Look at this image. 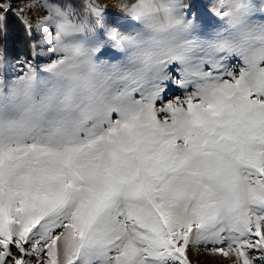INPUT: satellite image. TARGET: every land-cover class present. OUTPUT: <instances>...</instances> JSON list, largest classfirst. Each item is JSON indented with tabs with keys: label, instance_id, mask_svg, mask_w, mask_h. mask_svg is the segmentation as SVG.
<instances>
[{
	"label": "snow or ice",
	"instance_id": "6c2138e0",
	"mask_svg": "<svg viewBox=\"0 0 264 264\" xmlns=\"http://www.w3.org/2000/svg\"><path fill=\"white\" fill-rule=\"evenodd\" d=\"M264 264V0H0V264Z\"/></svg>",
	"mask_w": 264,
	"mask_h": 264
},
{
	"label": "rangeland",
	"instance_id": "374dc122",
	"mask_svg": "<svg viewBox=\"0 0 264 264\" xmlns=\"http://www.w3.org/2000/svg\"><path fill=\"white\" fill-rule=\"evenodd\" d=\"M211 2H215V0H211ZM216 261V257H210L205 255L199 259L198 264H215ZM220 264H224V262L221 261Z\"/></svg>",
	"mask_w": 264,
	"mask_h": 264
}]
</instances>
